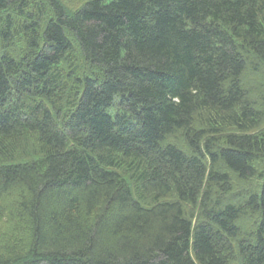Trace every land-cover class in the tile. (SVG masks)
Returning a JSON list of instances; mask_svg holds the SVG:
<instances>
[{"label":"trees","instance_id":"1","mask_svg":"<svg viewBox=\"0 0 264 264\" xmlns=\"http://www.w3.org/2000/svg\"><path fill=\"white\" fill-rule=\"evenodd\" d=\"M0 264H264V0H0Z\"/></svg>","mask_w":264,"mask_h":264},{"label":"rangeland","instance_id":"2","mask_svg":"<svg viewBox=\"0 0 264 264\" xmlns=\"http://www.w3.org/2000/svg\"><path fill=\"white\" fill-rule=\"evenodd\" d=\"M67 1V0H66ZM77 5H79V3H77ZM252 84H249V86H251Z\"/></svg>","mask_w":264,"mask_h":264}]
</instances>
